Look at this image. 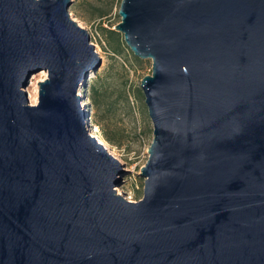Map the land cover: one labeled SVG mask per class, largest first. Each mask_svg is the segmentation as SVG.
Wrapping results in <instances>:
<instances>
[{
  "label": "water",
  "instance_id": "obj_1",
  "mask_svg": "<svg viewBox=\"0 0 264 264\" xmlns=\"http://www.w3.org/2000/svg\"><path fill=\"white\" fill-rule=\"evenodd\" d=\"M71 3L0 0V264H264V0H122L152 60L138 201L86 122L101 57Z\"/></svg>",
  "mask_w": 264,
  "mask_h": 264
},
{
  "label": "rangeland",
  "instance_id": "obj_2",
  "mask_svg": "<svg viewBox=\"0 0 264 264\" xmlns=\"http://www.w3.org/2000/svg\"><path fill=\"white\" fill-rule=\"evenodd\" d=\"M121 2L72 0L70 13L89 31L92 43L101 57V64L90 72L86 83L80 88L82 104L85 103L89 111L92 131L96 130L104 139L103 127L118 140L113 144L104 139L114 152L112 154L122 158L126 162L125 168L130 170L117 189L128 199L138 201L143 197L145 186V177L140 174V169L149 159L148 148L154 136L153 121L141 87L143 77L152 73V60L137 57L127 45L124 34L115 29L122 19L119 14ZM99 9H104L107 16L100 17ZM111 30L117 33L111 36ZM114 47H118L120 52H114ZM47 76L48 72L41 70L31 77L26 88L30 101L31 94L33 97L39 95L38 82ZM94 85L100 89L99 104L91 97Z\"/></svg>",
  "mask_w": 264,
  "mask_h": 264
},
{
  "label": "trees",
  "instance_id": "obj_3",
  "mask_svg": "<svg viewBox=\"0 0 264 264\" xmlns=\"http://www.w3.org/2000/svg\"><path fill=\"white\" fill-rule=\"evenodd\" d=\"M99 16L103 18V17L107 16V12L104 11V9H99ZM109 32H110V35L111 36H113V34H116L117 33L115 30H111ZM114 48H115L113 50L114 52H120L118 47H114ZM92 90H93V92H92V96L91 97H92L93 101L96 104H99V95L98 94H99L100 89H99V87H97L96 85H94ZM102 135H103V138L106 141L110 142V143L115 144L116 142H118V140L115 138V136L109 134L103 127H102Z\"/></svg>",
  "mask_w": 264,
  "mask_h": 264
},
{
  "label": "bare ground",
  "instance_id": "obj_4",
  "mask_svg": "<svg viewBox=\"0 0 264 264\" xmlns=\"http://www.w3.org/2000/svg\"><path fill=\"white\" fill-rule=\"evenodd\" d=\"M99 53H100V52H99ZM42 74L47 75L46 72H43ZM43 77H44V76H43ZM88 77H89V76H88ZM41 79H42V78H41ZM36 88H37V87H36ZM37 90H38V89H37ZM80 94H81V92H80ZM37 102H38V95H36V96L33 97L32 94H31V103H32V104H35V103H37ZM82 105L85 106V103L82 104ZM86 122H87V123H90L89 118H87ZM96 128H98L97 125H96ZM98 130H99V129H98ZM92 135L96 136V137L98 138V140H99L101 143H103L111 153L114 154V152L112 151V149L110 148V146H108V144L106 143V141H105L104 139H102L98 134H95L94 131H92ZM120 160H121V162H122L124 165H126V162H125L122 158H120ZM119 192L121 193V190H120V189H119Z\"/></svg>",
  "mask_w": 264,
  "mask_h": 264
},
{
  "label": "built area",
  "instance_id": "obj_5",
  "mask_svg": "<svg viewBox=\"0 0 264 264\" xmlns=\"http://www.w3.org/2000/svg\"><path fill=\"white\" fill-rule=\"evenodd\" d=\"M94 132H95V134H97V131L96 130ZM91 133H92V131H91Z\"/></svg>",
  "mask_w": 264,
  "mask_h": 264
}]
</instances>
